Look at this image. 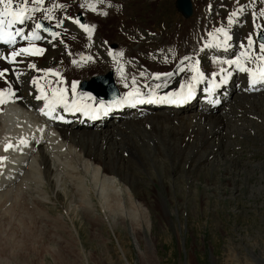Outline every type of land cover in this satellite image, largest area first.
Here are the masks:
<instances>
[{"label": "rangeland", "instance_id": "374dc122", "mask_svg": "<svg viewBox=\"0 0 264 264\" xmlns=\"http://www.w3.org/2000/svg\"><path fill=\"white\" fill-rule=\"evenodd\" d=\"M111 2L121 5L125 13L123 18H119L121 14H118L116 23L120 27L131 29L132 34L137 32L139 38L140 31L151 34V24H155L162 13L170 22H166L167 18L162 19L160 25L164 27L159 25L160 32L182 21L172 7L174 0H106V3ZM195 2L198 4L199 0ZM208 2L209 0L205 4ZM71 5L75 3L69 2V11L63 13L65 18L72 16L71 12H80ZM112 7L116 8L114 5ZM113 14L114 12L111 13ZM106 16L102 14L100 19H105ZM97 26L100 28L98 22H95V31ZM189 27L188 25L185 31ZM109 39L113 42L109 46L114 49L121 47L127 51L138 47L137 40L134 46L135 43H129L128 39L122 40L120 35H108V41ZM97 43L96 53L102 55L105 48L100 43L106 46V39L104 38V42L97 39L95 46ZM65 51L60 53L64 58ZM142 58L140 53L137 56L130 55L124 73L131 64ZM55 65L62 67L64 62L58 61ZM102 66L103 63L97 73L84 78L106 73L107 70L103 71ZM70 76L75 80L78 74L72 73L67 78ZM0 84H3L5 90L8 89L5 77H0ZM261 96L264 100V94ZM230 101L234 104L233 97ZM236 103L239 102L236 100ZM253 106L255 108L251 111L254 115L246 113L245 117H241L235 114V121L223 123L220 127L223 131L217 137L225 135L222 141H227V145L229 141L232 146L228 145L225 151L219 146L209 157L190 144L192 141L173 143L169 150L164 149L162 143L168 140L167 132L156 131L153 123L148 124L145 129L137 128L139 122L146 118L128 125L130 127L126 132L132 135L131 143L142 138H147L148 142L155 136L153 140L162 145L161 152L165 154L162 161H157L162 166H153L151 161L140 165L142 180L132 172L130 174L127 167L121 168V171L126 172L128 181L133 182L138 196L151 200L148 204L139 200L137 206L132 205L130 208L124 203L126 209L134 213L140 209L146 214L147 223L144 225L137 219L141 229H136L137 225L130 230L127 219H118L116 222L111 220L109 205H119L122 200L112 199L109 188L95 186V181L91 178L92 172L78 167L79 161L72 157L62 161L64 164L60 166L65 171L55 173V186L47 185L46 175L41 171L39 179L24 175L21 188L16 192H9L27 170V163L31 159L29 155L21 170L22 175L15 174L9 181L5 178L0 186V264H264V104ZM224 109L225 107L220 108L218 112L226 111ZM192 110L196 108L192 107L190 111ZM185 115L186 112H182L177 116ZM99 130L104 131L105 128ZM217 130L219 128L214 130L213 138ZM214 140L217 141V138ZM155 143L151 142L150 145ZM144 148L142 150L146 152ZM88 149L86 147L85 152ZM200 152L202 160L199 159ZM14 155L15 153L11 157L15 158ZM46 159L47 164H51L48 156ZM108 165L118 168L113 163ZM182 169L189 170L185 179L193 182L183 181L181 177L180 187L173 186L170 194L175 203L167 205L165 199L168 191H165V185L160 179L174 181L177 175L182 174ZM2 172L0 170L1 175ZM149 174L157 182L145 187L143 184L146 181L143 180L148 182ZM249 175H253L255 179L249 178ZM166 183L169 188V182ZM124 190L125 188L120 191L121 197L128 196L125 192L127 188ZM189 195H193V199L188 198ZM81 204L91 210L82 212Z\"/></svg>", "mask_w": 264, "mask_h": 264}, {"label": "bare ground", "instance_id": "6f19581e", "mask_svg": "<svg viewBox=\"0 0 264 264\" xmlns=\"http://www.w3.org/2000/svg\"><path fill=\"white\" fill-rule=\"evenodd\" d=\"M95 1L97 2V4H95ZM222 1L223 0H209V2L206 4L211 5V11H216V5L220 4ZM69 2L75 3V5H71V7L77 8L78 11L82 13L81 20L83 24H86L88 26H95V22H98L101 29L97 26L98 29H96V31L94 30L92 35L89 37L87 32L84 33L82 28L79 29V27H77L73 22V20L76 19V12H71L72 16L70 17L72 19H69V17L65 18L63 13L69 11ZM57 4L64 5V7H53ZM87 4H94L96 7V11H91L87 7ZM206 4L203 5L202 11L201 6L199 5L198 7V16H200L202 19L205 18L204 15ZM81 5H85V7H81ZM30 6L34 5L30 4ZM112 6V3H106V0H44V4L38 6L40 8V11L33 13V19L27 22L26 29H33V22H36V20H40L49 25L51 24L52 26H50L55 29V32H58L60 34L59 37L55 40L53 38H50L49 43L43 42L41 40L46 35L42 34V32L44 31L43 29H40L38 30L40 36L42 37L40 41L35 42L22 40L21 42L17 43L19 45L17 47H14L13 49L12 47L0 46V58L2 56L10 57L11 52L18 50L21 47H28L30 44H33L36 47L43 48L45 50L42 55L18 56L16 58V61L12 63H10L8 59L6 62H2L0 60V70L8 69L4 76L5 82L8 83V85L6 86L8 89L5 90L3 84H0V92L4 93L8 91L10 93V91H12V93L14 94L9 95L8 93L3 97L4 100L13 99L25 105V102L22 98L27 96L29 97L30 93H33L32 102L38 101L36 99L37 95L35 90L37 84L32 83V81L35 79L38 81V83H41L43 85L44 89H46L48 93H52L53 89H65V96L70 105L72 104V101L75 100L76 104H82L92 110L96 109L97 106L95 103L99 102V100L90 93L81 91L78 88V85L80 80L84 77L97 73L100 70L101 63L104 64V66H102L103 71L108 70L109 67H112L111 69L113 70H109L113 71L112 74L114 77V83L117 90L119 91V96L115 99L114 102L105 101L106 103H104V105L110 106L107 108L110 113L106 118H103L98 122H93V120L86 122L85 120H82V122L79 123L78 119L80 115H77L75 110L65 111L64 109H61L57 111L56 117L62 116L63 119H59V123L52 124V127L56 130V135L53 136L52 134H44L46 140L50 141V144L52 146V150H49L50 155L48 156V159H50L52 166L51 164H47L46 151L44 150V146H42V144L47 141L45 140L42 143H37V139L41 136V131L45 123H42L38 118L33 117L32 122L27 125V128H34L36 130L33 133L35 136L27 141L25 139V135H22L20 138L15 137L17 132H21L22 134L27 133V130L22 129L20 126L12 129L10 132H5L4 126H6V123L3 117V120L0 121V168H2L4 164L8 166L7 163L12 162L13 160H16L18 158L26 161L27 159H29L28 156L31 155V159L27 163V170L22 175V177H20V182L15 184L13 188H10L8 190L9 192H16V190H19L21 188V182L23 181V178H25L26 176H31L32 179H39V174L41 171L46 175L47 185L55 186L57 184V180L54 178L55 173L57 171H65L64 167L60 166L61 164H64V162L62 161L64 160V158L72 157L79 161L78 167L89 169L92 172L91 178L95 181V186L103 185L101 186L102 188H109L113 196H111L112 199L122 200L119 205H109V215L113 222H116L118 219H127L130 223L131 230L134 226H137L139 224L137 223V219H139V221L141 220L142 225H144V223H147L145 222L146 214L143 213L140 209H138L137 213H134L133 211L126 209L124 203L127 207L130 208L133 206H137L139 204V200L145 204L150 203L151 200H147L143 197L138 196V193L133 188V182L130 180L128 181L125 176L126 172L124 173L123 171H121L122 167H127V170L130 174L132 172L135 176L141 177L140 165L145 163L147 164L150 161L152 162L153 166L160 165L158 162L162 161V156L165 155L163 152H161L162 145L164 146V149L169 150L173 143L183 144L192 141L190 144H193L198 150L204 151L206 157H209L215 153L217 148L221 147L223 148L222 151H225V149L228 148L227 146H232V144L228 141L227 145V141H222L225 135L217 137L219 130H217V133L214 135V138H217V141H215L213 138L214 130L220 128L225 122L223 117H213L209 114L207 115L206 113H203V116L208 118L203 124H200L198 120H200V117H202V115L198 113L189 114L185 118H178L176 116H174L175 118H172L168 117L171 110L165 109L164 112L162 111V113L157 111L158 114L151 113L147 115L148 112H151V109L154 108L155 105V102H149V99L151 97L159 96L163 94V92L167 89H171V91H178L181 85L187 83V79L192 72L191 66L193 62L192 60H184V57L200 55L201 49L206 45V43L213 44V42H208V40L203 35L199 38L200 40L195 39L191 26L194 25L196 21L189 25L190 27L188 30H180L175 35V37L171 36V38H165L160 42L151 41L149 39L140 41L139 39H137L136 42L138 47H128L130 50L125 51L120 46V48L116 47L117 49L111 48L109 46L112 41L111 39H109L108 41V35H120L122 40H126L130 36V33H128L127 31H131V29H127L124 26L120 27V25L116 23L119 13L121 14L119 18L124 17V9L119 10L113 8ZM48 8L53 9L51 13L53 19L50 21L43 20L45 11ZM104 11H107V16L105 19H100ZM112 12H114L113 15H111ZM112 19H114V22ZM84 21L86 22L84 23ZM57 24H60V26L57 27ZM242 29V38L239 42L240 44L247 47L245 35L248 31V28L247 26L242 27L240 29L241 32ZM176 32L177 30H175V33ZM98 33H100V37H98ZM103 34H105L106 36H103ZM214 36L220 37V34L216 33L214 34ZM104 38L106 39V46H103L100 43V46L105 48L102 51L103 54L100 55L96 53L98 43L95 46V41L97 39H100V42H104ZM181 40L183 42H181ZM156 43L157 45H155ZM218 48L220 49L221 53L210 57L209 60L213 61L214 59H216V61L221 62L218 63L220 66L229 70H233L232 65L224 63L223 61V59H225L223 53L226 48ZM255 48V45H253V48L249 51V53H251ZM227 50H232V43L228 44ZM63 51H65L66 58L60 55V53ZM121 52L123 53V55L119 56ZM137 53L142 54V60H137L135 64H131L129 66V69L124 73V67L126 68L129 63L128 58L130 57V55L137 56ZM88 57H91L92 59L88 60ZM237 57H240L241 60L244 58L241 56L240 52H237L236 58ZM35 60L37 61L34 63L33 61ZM58 61L64 62V65L62 67H57L55 64H57ZM73 61H76V63H73ZM30 64H35L36 68H30ZM205 64L210 65L209 68L206 67L210 70L215 69L218 66L206 61L202 63L203 67H205ZM10 66H12V69L9 68ZM182 67L185 70L181 72L179 71V69ZM49 70H51V72H49ZM55 70L57 71V73H59V76L52 74ZM229 70L228 72H230ZM169 72L173 73V75H165ZM72 73L78 74V77L75 78V80L72 79L74 78L73 76L67 78V76ZM158 74L160 75V78L156 79V76ZM49 77H51L53 81H49ZM83 80L87 79L84 78ZM73 83L76 84L75 92H73L72 90ZM140 85H142V88L139 87ZM144 86H148L150 90H144ZM239 86L243 91L249 90V86L245 83ZM136 89H139L140 93L142 94V99L145 101L141 105L144 106V108L142 109L135 107L134 109L137 111L134 112V115H131V118H128L130 117V114L125 113V109L127 108L125 106L126 97H128L127 95L129 92L135 91ZM32 90L34 92H32ZM153 93L155 94L154 96ZM261 95V93L246 94L244 92H240V94L237 95L240 97L237 99V102H239V106L234 107L235 110L229 109L227 114L230 113V115L232 116L238 114L241 115V117H245L246 113H249L248 115H250L251 113L254 115L251 110L252 108H255L256 105H253L264 104V100ZM257 97L259 98V100H257ZM253 98H256V100H252ZM129 100L130 98H128V101ZM241 104H246L247 106L249 104L253 105L250 106L251 110H248L242 109L244 107L240 106ZM247 106H245V108H247ZM75 107L76 105L74 106V108ZM147 109H149V111ZM186 109L188 108L186 107L181 110ZM176 112L178 111H174V114ZM196 115H198V119L196 118ZM109 116H112L113 120L109 119ZM142 117L146 118V120H142L139 122V126L137 127L138 129H145L148 124L153 123V128L156 131L161 130L168 133V140L166 142H163L161 145L159 142L155 143L156 140H153L155 137L154 136L152 140L150 139V141L148 142L146 141L147 138H142L139 141H134L133 143H131L130 141L132 140V135L130 133H127L126 130L134 123V121L143 119ZM6 118L13 120L14 116L8 115ZM62 120L67 121L66 123H62ZM233 120L235 121V119ZM18 122H20V120ZM96 123H98L97 128H94L93 126ZM111 123H115L117 125L115 127L112 126V129L106 128L107 126L110 127V125H112ZM23 125H26V122H24ZM101 126H104V131L99 130L101 129ZM117 135H120L121 137L118 138L116 137ZM21 140L25 142L21 143ZM11 141L13 142V147L5 150L6 145H8ZM151 142H154L155 144H152L153 146H151ZM29 145H31L33 149L30 152L28 150ZM86 147L89 148L87 152H85ZM142 147H145L144 149H146L147 151L144 152L142 150ZM20 152L21 157H17ZM14 153L15 158L11 157ZM202 157L203 155L200 152L199 159L201 158L202 160ZM109 163L115 164L118 168H113L111 166L109 167ZM69 171L72 170L70 169ZM188 171V169H182V174L175 177L179 180V182H176V179L174 181L164 180V178L160 179V182L165 185V191H168L166 193L165 199V203L167 205L168 203H175L173 197L170 196V194L172 193V188L173 186L180 187V182H182L181 179H184L183 181H187L185 177ZM207 173L210 172L208 171ZM15 174L16 173L10 170V168H6L4 175H1L0 173V186L2 185V182L5 178L6 181H8L7 178H12ZM24 175L25 177H23ZM118 176L120 178H118ZM248 177H252V179H255L253 175H249ZM24 180L26 181V179ZM156 180L157 179L152 178L149 174L148 182L147 180H143L146 181L143 185L147 187L150 183L156 184L154 183ZM190 180L191 179H189V181L187 182H193L192 180ZM231 180L235 181L234 179ZM25 181L23 183H26ZM166 181L169 182V188H167L166 186ZM117 186H119L120 189L117 188ZM124 188L125 190L127 188V190L124 191L128 196L121 197L120 191ZM150 195L152 196L153 193ZM188 198L193 199V195H189ZM149 209L147 210L149 211ZM90 210L91 209L88 206L81 204L82 212ZM139 225L138 227H136V229L140 228ZM145 227L147 228L148 226H146L145 224Z\"/></svg>", "mask_w": 264, "mask_h": 264}, {"label": "snow or ice", "instance_id": "6c2138e0", "mask_svg": "<svg viewBox=\"0 0 264 264\" xmlns=\"http://www.w3.org/2000/svg\"><path fill=\"white\" fill-rule=\"evenodd\" d=\"M34 5V6H30ZM44 0H0V42L6 45H14L17 43V37L21 38L22 40L27 41H37L40 40L42 37L39 35L38 30L43 29L44 32H49L51 37L55 40L59 37V33L55 31H51L48 27H45L43 23H41L39 20H37L34 24L33 30L28 34L25 35L24 30L22 27H16V25H25L26 22L31 21L33 19L32 14L40 11V8L38 6L43 5ZM55 8L64 7V5H54ZM81 7H85V5H81ZM87 7L91 11H96V7L94 4H87ZM53 9L48 8L45 11V14L43 16V20H52L53 16L51 15ZM240 11L242 12L243 9L241 8ZM103 15H107V13H102ZM237 13L233 12L232 16H236ZM260 16H264V9H262L259 12ZM69 19H72L69 17ZM74 23L78 24L80 28H82L85 32L88 33L89 37L92 35L93 31L95 30V26H88L86 24L81 23L79 18H76L73 20ZM232 23L231 17L229 18V24ZM60 24H57V27H59ZM257 29H261V31H258L256 35L258 37H261V42L259 43V55L252 56L250 55L249 51H244L241 53V56L245 58V60L251 61L256 63L255 68H250L245 65V63L240 59V57H237L234 60H226L224 63L235 65L236 69L239 72L247 73L251 77V85L255 87L256 85L264 86V29H262V26L257 24ZM217 33L223 34V40H220L219 37L214 36V40L216 41L215 46L220 48H226L228 46V41L231 39V37L228 34V31L224 28H217ZM211 35V34H210ZM255 44V41L252 39L251 36H249L247 41V48L252 49L253 45ZM206 47H213V44H208ZM43 48L36 47L33 44H30L28 47H21L18 50H15L11 52L10 57H3L4 59H8L10 63L15 62L16 58L18 56H36V55H42L44 53ZM119 55H123V53H120ZM88 60H91V57L87 58ZM191 57L185 56L184 60H191ZM219 62V61H217ZM73 63H76V61H73ZM199 61H196L191 66V71L193 73L191 80L187 82L184 85L180 86V90L177 92H169L165 96H159L156 97V100L159 102H169V103H184L190 99L195 94L196 86L200 82L204 81L205 75L203 72L200 71L199 68ZM30 68L35 69V64H30ZM185 69L182 67L179 69V71H184ZM8 71V69L0 70V77H4L5 73ZM221 71L226 72V69H221ZM51 72V70H49ZM53 75L59 76V73H52ZM167 76H172L173 73L169 72L166 73ZM230 75V73H229ZM160 75L158 74L156 76V79H159ZM227 82V77L222 81V83ZM33 84H38L37 80L32 81ZM219 87V84H216L215 82L212 83V87L208 88L207 91L211 93L215 88ZM76 84H72V90L75 92ZM65 89H53L52 90V97L49 99L47 93L44 92L43 87H41V94L36 96L37 100H45L47 103L45 104V107L49 109V111L44 112L43 109L41 111L44 115H51L52 112L55 111L56 105L60 104L63 106V109L65 111H82L83 109L80 107H75L76 102L73 101L70 105L68 100L65 96ZM9 95H14L13 93H9ZM139 89H136L134 92H130L128 94L129 98L132 99L135 103H144L145 101L143 99H136V97L141 96ZM155 94L153 93V96ZM4 96V93L0 92V104L5 103L6 101L2 98ZM151 102V99L149 100ZM110 106H105L103 101H100L97 108L93 109V112L103 110L107 111V108ZM84 115H89L88 111H84ZM58 119H63V117H55ZM93 119L96 118V116L93 114ZM25 141L21 140V143H24ZM13 147L12 144L6 145L5 150L8 148Z\"/></svg>", "mask_w": 264, "mask_h": 264}, {"label": "water", "instance_id": "95a60500", "mask_svg": "<svg viewBox=\"0 0 264 264\" xmlns=\"http://www.w3.org/2000/svg\"><path fill=\"white\" fill-rule=\"evenodd\" d=\"M176 5H177V8L181 9L185 14L189 13V5H188L186 0L185 1L184 0H176ZM104 83H106V85ZM109 83H110L109 77L104 76V77H98L97 79L92 80L90 83H88L84 87L89 89V90H92L97 96L101 97V96H104L103 89L105 87H107V85ZM103 84H104V86H103Z\"/></svg>", "mask_w": 264, "mask_h": 264}]
</instances>
